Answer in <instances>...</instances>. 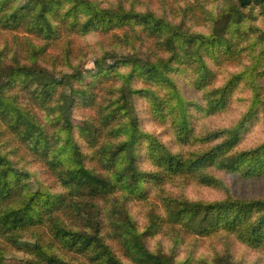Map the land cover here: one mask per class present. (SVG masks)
<instances>
[{
	"label": "trees",
	"instance_id": "obj_1",
	"mask_svg": "<svg viewBox=\"0 0 264 264\" xmlns=\"http://www.w3.org/2000/svg\"><path fill=\"white\" fill-rule=\"evenodd\" d=\"M156 1L0 0V264H245L218 235L264 253V197L220 173L264 175V141L242 147L264 113V0ZM27 95L49 124L13 110ZM41 246L70 261L30 259Z\"/></svg>",
	"mask_w": 264,
	"mask_h": 264
},
{
	"label": "rangeland",
	"instance_id": "obj_2",
	"mask_svg": "<svg viewBox=\"0 0 264 264\" xmlns=\"http://www.w3.org/2000/svg\"><path fill=\"white\" fill-rule=\"evenodd\" d=\"M105 1L106 3L111 2L116 4L117 2L123 0H105ZM178 5H182L181 0H157L155 2L154 9L159 12H163L169 10L171 7H174L176 10ZM178 14L179 12L176 11V13L171 15L170 22L174 24H179L181 18L180 16H178ZM196 29H201V26H197ZM204 29L209 30L208 27ZM21 100L22 103H18V101L14 102V106L12 107L13 110L17 114H19L24 120H26L29 124L38 125L37 122L31 117V115L28 114L26 110L27 106L29 108H32L35 113H38L39 116L42 118V120L45 122V124L50 123L51 117L44 110H42L35 104L33 97L27 95L23 97ZM239 106L241 109H243L244 103L239 102ZM0 127H3V125ZM165 135L166 138L168 139L172 137L170 129H169V133L167 131L165 132ZM2 141L3 143L1 144V148L3 149L6 143H4L5 142L4 139ZM262 141H264V113H260L258 115V118H256L253 121V123L250 125V129L245 135V138L243 140L242 147L248 148ZM169 144L173 145V141L170 142ZM8 154L15 162L19 163V161H21V159H19V157L16 156V153L14 151L9 152ZM220 173H221V177L223 178V181L232 187L235 194L241 197H264V175L252 179H248V178H244L240 174L228 173L225 171H220ZM48 184L55 185V183L52 181H50ZM192 185L193 184L186 185L184 187V190L187 188L188 189L184 192L189 198L193 200H216L223 198V195L219 191L206 188L200 185L198 186L197 185L192 186ZM144 210H145V206H143V204H140L138 202H134L130 206V212L133 215L134 219L136 220L141 230L144 229L143 224L146 222ZM146 240L148 244L147 246L152 250H157L160 248L158 245L159 241L162 243L160 237L159 238L148 237L146 238ZM213 243L217 245L219 248H225V250L229 249L236 259L243 261L245 264H264L263 252L254 249L252 247H249L248 245L240 242L235 238L234 235L215 236V239H213ZM163 248H166V246H164ZM209 250L210 247H208L207 244H202L196 251V259L200 260L204 254H207L209 252ZM177 256L178 259H183V257L185 256V252L182 253L178 251ZM29 258L38 262H43L46 260L60 261L62 258H64V260L70 261V257L63 254L61 251L54 252L50 247L44 248L42 246L35 248L31 253V255L29 256ZM208 263L213 264V259L210 260Z\"/></svg>",
	"mask_w": 264,
	"mask_h": 264
}]
</instances>
